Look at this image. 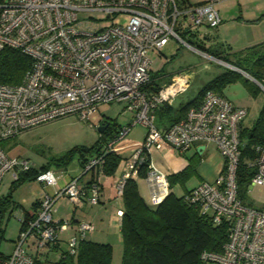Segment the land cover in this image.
<instances>
[{"label": "built area", "instance_id": "obj_1", "mask_svg": "<svg viewBox=\"0 0 264 264\" xmlns=\"http://www.w3.org/2000/svg\"><path fill=\"white\" fill-rule=\"evenodd\" d=\"M221 1L225 0H0V51L4 47L19 49L31 59L19 83H0V183L7 171L13 170L14 180L17 171L33 167L28 159L10 156L2 141L70 115L88 121L99 105L123 103V111L131 112L132 118L103 152L113 150L114 143L136 123L146 131L142 144L122 161L118 193L126 179L137 175L144 155L153 149L167 145L184 153L193 144L213 143L223 157L221 173L216 181L201 182L184 195L185 201L199 205L214 225L224 223L227 227L221 250L202 251L201 262L264 264V210L245 204L237 192L239 131L246 108L207 90L199 105L191 107L183 118L158 129L155 110L183 93L191 74L188 70L172 74L156 93L143 88L151 76L148 52H161L171 38L198 50L187 38L193 27L221 24L215 6ZM102 163L103 154L90 159L78 176L55 192L42 193L35 210L29 212L33 218L25 220L22 211L17 214L21 220L17 239L11 253L0 257V264H59L66 254H75L78 242L94 230V224L54 219V204L60 197H67L76 207L85 201L98 203L99 185L82 184L79 178ZM249 165L254 173L248 187H264V142L255 146ZM146 178L152 199L168 193L166 175L150 162ZM36 180L46 187L57 184L52 168L40 170ZM68 228L74 235L67 239L65 249L54 259L46 257Z\"/></svg>", "mask_w": 264, "mask_h": 264}, {"label": "trees", "instance_id": "obj_2", "mask_svg": "<svg viewBox=\"0 0 264 264\" xmlns=\"http://www.w3.org/2000/svg\"><path fill=\"white\" fill-rule=\"evenodd\" d=\"M197 48L214 58L231 64L264 85V50L250 51V49L242 56L231 59L222 51L210 50L203 45H198ZM30 65V57L21 50L4 47L0 51V83H19ZM150 75V82L143 88L147 92L156 93L162 84L158 81L161 74L151 72ZM239 79L248 85L252 95L262 92L261 88L252 80L227 67L202 86L193 98L180 104L177 108H173L167 102L160 104L154 112L156 128L160 129L159 121L171 119L174 115L173 122L165 128L183 118L191 107L199 105L205 91L212 90L223 95V88ZM121 126L114 119L104 118L99 124L102 129H98L100 135L96 144L87 147L76 146L56 158L54 164L67 167L76 160L84 166L90 159L103 154V172L107 175L113 174L122 157L113 150L107 153L103 152V147L114 137ZM239 137L241 155L236 170V181L238 196L243 200L241 189L243 186L248 187L254 173V168L249 165V161L255 157V146L264 142V104L250 127L242 128L240 126ZM148 163L149 154L146 153L144 161L137 170L138 177L145 178L147 176ZM194 166L195 162L189 158L188 166L175 177L192 171ZM48 168H51L50 163L43 164L39 168L32 167L26 171L16 172L17 178L12 181L9 191L0 197V238L2 236V218L6 209L10 206H19L12 199L11 188L22 182L36 180L37 173ZM93 170L94 168L91 171ZM166 178L170 188L172 175L166 176ZM121 197L124 203L120 223L121 264H202L201 252L204 250L219 252L226 240V225L224 223L214 225L208 215L201 213L199 205L186 202L184 195L178 197L173 192H168L157 205L152 207L147 205L140 196L136 182L132 178H128L122 187ZM37 204L38 201H34L31 204V210H35ZM22 212L25 220L34 216L26 211ZM85 237L78 242L75 254H66L58 260V263L111 264V245L87 240ZM5 256L0 253V257Z\"/></svg>", "mask_w": 264, "mask_h": 264}, {"label": "rangeland", "instance_id": "obj_3", "mask_svg": "<svg viewBox=\"0 0 264 264\" xmlns=\"http://www.w3.org/2000/svg\"><path fill=\"white\" fill-rule=\"evenodd\" d=\"M189 1L197 3L204 0ZM215 6L222 19L221 24L213 28L205 25L193 27L192 34L187 38L193 47L203 45L210 50L222 51L231 59L242 56L250 49L264 50V0H225L216 3ZM82 17H87V14H82ZM197 49H191L171 38L161 52H148L152 60L149 70L153 74L158 72L161 74L158 78L160 83L168 82L169 77L180 70H188L191 74V81L186 90L172 97L174 103H185L193 98L202 86L227 68L219 59ZM223 93L232 102L247 107L249 109L247 117L254 122L264 104V90L252 95L248 85L239 79L227 84L223 88ZM123 105L116 102L101 104L90 115L88 121L73 115L66 116L22 131L15 137L2 141L1 145L10 156L28 159L34 168L50 163L58 177L60 166L54 164L56 158L76 146L87 147L96 144L100 135L98 127L101 120L109 118L123 124L132 118L131 112L123 111ZM145 131L142 124L136 123L123 139L114 143L113 147L120 151L121 155H125L141 141ZM71 163L75 165L77 161ZM201 166L205 167L206 164L199 162L197 170ZM12 173L13 170L4 173L0 183V197L9 191L13 181ZM198 178L197 173L190 174L187 177V186H192ZM11 189L12 199L19 207H8L2 218L0 253L4 255L11 253L21 227V220L17 214L21 210L30 209L31 203L36 200L43 186L37 180H30L14 185ZM241 196L245 204L264 210V187L243 186ZM84 203L82 208L88 212L91 206L88 201ZM62 209L66 210L63 207ZM113 264H121V256L114 257Z\"/></svg>", "mask_w": 264, "mask_h": 264}, {"label": "crops", "instance_id": "obj_4", "mask_svg": "<svg viewBox=\"0 0 264 264\" xmlns=\"http://www.w3.org/2000/svg\"><path fill=\"white\" fill-rule=\"evenodd\" d=\"M223 95L226 96L224 93ZM173 101L174 99H170L167 102L173 108H177L182 103H174ZM232 103L236 106H239V104H236L234 102ZM245 108L247 110V114L241 123L242 128L250 127L253 124V122H251V120L247 117L249 114V109L247 107ZM174 117L175 115L171 119L159 121L158 127L160 129H164L171 122H173L172 120ZM129 121L120 125H126L129 123ZM143 139L144 135L141 138V141L136 143L132 151L125 155H121L120 151L116 150L114 147L112 148L115 153L119 154L122 157V160L119 162V165L113 174H105L103 172L102 167H95L93 171L90 170L86 173L81 174L79 178L80 183L89 184L90 182H96L100 187L99 201L96 204L89 203L91 207L88 212H85V210H83L82 208L83 204L85 203L76 207L72 203V201H70L67 197L58 198L54 204V219L68 218L69 220H71L72 224H76L78 221L81 220H86L94 224V230L92 232L87 233L85 239L94 242L110 244L112 247L111 264H113L114 257L117 258L122 256V236L120 232V223L121 214L124 209V203L121 194L118 193V182L121 179V175L123 173L122 161L128 158L134 152V150L142 144ZM189 158H192L193 162H195L193 170L188 171L187 173L179 177H175V175L184 171V169L188 166ZM149 162L153 164V166H155L160 172L164 173L166 176L172 175V185L168 189V192H173L178 197L185 195L189 190H191L193 187L200 184L201 182L216 181L222 171L224 164L223 157L220 155L213 143L193 144L184 153H178L174 149L166 145L161 148L153 149L152 151H150ZM199 162H201L202 164L205 163L206 166H201L197 170V165ZM58 169V177L56 176L54 171L55 177L57 179V184L50 187H46L43 183L40 182L43 186V189L38 194L35 201L40 200L42 193L55 192L59 187L63 186L70 178L78 176L83 169V165H80L77 162L75 165L71 163L67 167L60 166ZM196 173L199 177L196 183H194L192 186H187V177L190 174ZM132 179L136 182L138 192L147 205L154 207L163 199L162 197L159 201H157L151 198L150 186L146 177L142 178L138 177V175H135L134 177H132ZM57 203L59 204L57 205ZM62 207L66 208V210H70H67V213L65 209H62ZM119 211L120 215L118 214ZM26 212H31V205L30 209ZM72 235H74V230L72 228H68L62 234L61 240L47 252L46 257H48L49 259H54L59 252L65 249L66 241ZM115 261H117V259H115Z\"/></svg>", "mask_w": 264, "mask_h": 264}, {"label": "water", "instance_id": "obj_5", "mask_svg": "<svg viewBox=\"0 0 264 264\" xmlns=\"http://www.w3.org/2000/svg\"><path fill=\"white\" fill-rule=\"evenodd\" d=\"M222 64H224L225 66L231 68V69H234L235 71H238L239 73L243 74L246 78L248 79H252L262 90H264V85L260 84L259 82H257L255 79H253L252 77H250L247 73L241 71V70H238L236 67L232 66L231 64L229 63H226L224 61H222ZM99 130H101L102 128H98Z\"/></svg>", "mask_w": 264, "mask_h": 264}, {"label": "bare ground", "instance_id": "obj_6", "mask_svg": "<svg viewBox=\"0 0 264 264\" xmlns=\"http://www.w3.org/2000/svg\"><path fill=\"white\" fill-rule=\"evenodd\" d=\"M158 189H160V188H158ZM163 193V192H162ZM162 193H160L159 194V196L157 197V199L156 200H158V199H160V198H162V196H163V194Z\"/></svg>", "mask_w": 264, "mask_h": 264}]
</instances>
